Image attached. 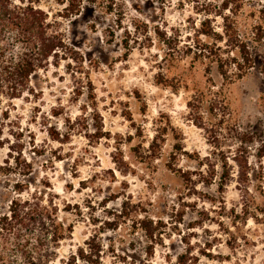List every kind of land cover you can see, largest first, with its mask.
Listing matches in <instances>:
<instances>
[{
    "label": "rangeland",
    "instance_id": "1",
    "mask_svg": "<svg viewBox=\"0 0 264 264\" xmlns=\"http://www.w3.org/2000/svg\"><path fill=\"white\" fill-rule=\"evenodd\" d=\"M209 1H39L65 47L1 105L0 208L52 199L72 225L59 264L94 235L101 264H264V44L238 78L193 59Z\"/></svg>",
    "mask_w": 264,
    "mask_h": 264
},
{
    "label": "trees",
    "instance_id": "2",
    "mask_svg": "<svg viewBox=\"0 0 264 264\" xmlns=\"http://www.w3.org/2000/svg\"><path fill=\"white\" fill-rule=\"evenodd\" d=\"M39 1L0 0V110L4 100L19 98L31 91L32 74L44 69L50 58H59L65 47L59 30L38 7ZM244 1L207 2L195 42L188 46L193 59L215 64L225 80L242 77L249 71L255 65L257 54L251 43L264 44V0L250 10L249 16L255 17L254 22L241 26L237 15ZM217 16L222 21L221 30L214 25ZM259 72L264 77V62L259 65ZM227 176L225 170L220 189ZM15 186V193L23 191L18 184ZM133 228L143 232L147 241L145 253L150 255L156 239L160 238L156 225L144 218L134 221ZM71 231L72 225L58 218V207L52 199H44L37 192L26 198L13 197L8 208H0V264H59L57 249ZM101 250L99 238L94 235L69 256L66 264H76L77 260L101 264Z\"/></svg>",
    "mask_w": 264,
    "mask_h": 264
}]
</instances>
